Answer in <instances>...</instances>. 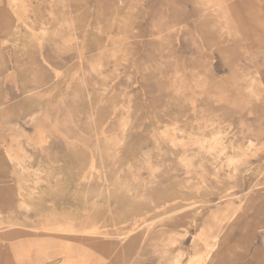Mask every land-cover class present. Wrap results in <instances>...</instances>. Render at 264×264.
Listing matches in <instances>:
<instances>
[{"label": "rangeland", "instance_id": "rangeland-1", "mask_svg": "<svg viewBox=\"0 0 264 264\" xmlns=\"http://www.w3.org/2000/svg\"><path fill=\"white\" fill-rule=\"evenodd\" d=\"M11 245L4 264H264V0H0Z\"/></svg>", "mask_w": 264, "mask_h": 264}, {"label": "bare ground", "instance_id": "bare-ground-1", "mask_svg": "<svg viewBox=\"0 0 264 264\" xmlns=\"http://www.w3.org/2000/svg\"><path fill=\"white\" fill-rule=\"evenodd\" d=\"M252 143V141H250L249 140V144H251ZM248 144V143H247ZM255 144H256V142H255ZM254 145V144H253ZM251 147H252V145H250ZM247 148V147H246ZM245 148V149H246ZM257 148V147H256ZM255 148V149H256ZM259 149V148H258ZM253 151V150H252ZM255 151V150H254ZM240 163V162H239ZM88 231H90V230H88ZM87 231V232H88ZM131 231V230H130ZM90 233V232H89ZM88 233V234H89ZM130 233V232H129ZM132 233V232H131ZM92 234V233H91ZM135 235V234H134ZM136 235H139V233L138 234H136ZM136 235H135V237H136ZM93 237H95V236H93ZM139 237V236H138ZM48 238V237H47ZM46 238V239H47ZM51 238H53L52 236H51ZM56 239H59L60 237H55ZM132 238V237H131ZM26 239V238H25ZM31 239H33V238H31ZM46 239L44 238H40V239H38V240H36L35 241V243H34V246H33V248H34V251L36 252V254H37V256H35V257H37V259L35 258V261H40L41 260V258L42 257H45L46 256ZM143 239H144V237H143ZM28 240V239H27ZM59 240H61V239H59ZM63 241V240H62ZM141 242H143V240H141ZM21 243V242H20ZM19 244V243H18ZM60 244H61V242H60ZM67 244V243H66ZM26 246V245H25ZM28 246V245H27ZM60 246V245H59ZM66 246V245H65ZM68 246V245H67ZM66 246V247H67ZM20 248H22V247H20ZM26 248V247H25ZM28 248H29V246H28ZM70 248V247H69ZM81 249H82V246H81ZM21 250V249H20ZM37 250V251H36ZM64 250V249H63ZM83 250V249H82ZM81 250V251H82ZM68 251V250H67ZM79 251H80V248H79ZM19 252V248H18V246H13V245H11V246H9V248H7V249H3L2 250V253H1V256H0V264H4L3 262L5 261V259H6V256H12V257H14V256H16V255H20L21 256V258H20V260H22V255L23 254H21V253H18ZM57 252V251H56ZM78 252V251H77ZM30 253V252H29ZM81 253H84V252H81ZM208 254V253H207ZM210 254V253H209ZM34 255V254H33ZM53 255V254H52ZM62 255V254H61ZM84 255V254H83ZM66 256V255H65ZM205 256V255H204ZM203 256V257H204ZM58 257H60V256H58ZM78 258V257H77ZM32 259H33V256H32ZM31 259V260H32ZM20 260L17 262V263H14V264H21L22 262H20ZM44 260V259H43ZM42 261V260H41ZM41 261L39 262V263H41ZM45 261H47L46 259H45ZM35 263V262H34ZM62 264H72L71 263V261H70V259H65L63 262H62ZM74 264V263H73Z\"/></svg>", "mask_w": 264, "mask_h": 264}]
</instances>
